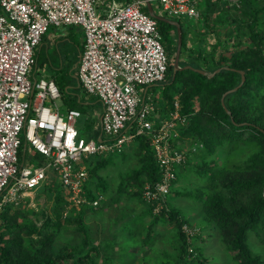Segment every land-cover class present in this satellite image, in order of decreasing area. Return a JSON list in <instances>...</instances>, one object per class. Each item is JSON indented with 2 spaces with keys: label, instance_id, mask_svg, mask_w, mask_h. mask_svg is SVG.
Instances as JSON below:
<instances>
[{
  "label": "built area",
  "instance_id": "2783aa9c",
  "mask_svg": "<svg viewBox=\"0 0 264 264\" xmlns=\"http://www.w3.org/2000/svg\"><path fill=\"white\" fill-rule=\"evenodd\" d=\"M147 1L174 18L201 19L214 11L205 0H0V210L19 204L52 174L65 194L98 205L99 197L87 199L86 160L120 152L142 135L149 137L161 174L149 196L164 200L172 190L187 161L177 146L185 118L178 104L165 118L147 93L166 80L170 65L157 19L143 10ZM76 25L85 34L78 80L103 108L96 138H86L83 124L78 127L81 111L62 114L47 104L63 96L54 79L33 80L43 36L53 26ZM34 152L43 157L37 165Z\"/></svg>",
  "mask_w": 264,
  "mask_h": 264
},
{
  "label": "rangeland",
  "instance_id": "374dc122",
  "mask_svg": "<svg viewBox=\"0 0 264 264\" xmlns=\"http://www.w3.org/2000/svg\"><path fill=\"white\" fill-rule=\"evenodd\" d=\"M153 4L159 14L156 3ZM212 5L214 11L209 9L205 18L196 19L188 16L176 18L185 33H191L190 38L194 42L192 44L190 38L187 40L188 47L183 55L181 48V65L189 52L197 53L195 51L204 49L203 52L210 54L217 42L223 44L220 47L221 51L217 50V53L226 60H232L235 53L242 48L246 49V43L250 41L249 37L237 34L240 33V27L233 18L234 15L243 16L242 8L238 11L241 4L233 6L224 0H216ZM260 6L263 8L264 3ZM168 19L174 17L168 16ZM260 21L264 24V8ZM207 26L210 28L207 29ZM211 28L214 30L212 31ZM163 34V44L170 51L175 46V40L171 33L165 31ZM192 48L195 50H191ZM175 57L176 53L173 52L170 59L173 67ZM50 58L53 63L48 60L45 50L42 54L39 53V67L35 71V78H48L52 73L57 74L60 79L63 74L68 78L73 76L71 72L76 71L74 67L76 58L73 53L67 55L64 67H61L57 49L51 50ZM45 62L48 68L47 64L44 65ZM223 63L227 64L224 61ZM45 68L47 72L49 70V75L43 74L42 70ZM72 89L73 87L66 90V94H70ZM148 89L154 94H161L163 91L160 85H153ZM78 91L79 89H76L73 93H79L85 100V93ZM47 104H51L55 110L58 106L62 114L66 113L62 98L54 104ZM194 105L199 109L198 98ZM85 116L88 119L83 116L78 124V127L83 124L81 126L83 132L100 126V116L96 121L89 114ZM183 125L180 123L178 126ZM178 142V149L187 152V161L178 168L175 184L165 195L164 200L149 196L152 185L147 181L144 173L138 172L143 162L138 142L133 141L124 147L123 152L100 155L93 160L91 166L98 160L111 158L98 171L96 177L90 175L85 186L87 199L99 197L98 205L77 202L78 198H84L83 195L73 197L71 194H65L59 177L52 174L44 185L27 194L19 204L8 205L11 207H9L10 215L8 214L7 217L12 219L11 223L13 224L16 217L17 224L23 226L19 232L12 230L8 236L17 238L19 243L22 242V245L27 246L29 236L25 225L32 223L42 229L44 234L52 235L50 246L56 254L66 251L79 253L81 249L87 250L95 246L97 253H94L90 264H179L176 261L179 258L181 242L175 222L169 220L167 216L160 217L153 226L152 242H145L155 215L160 216L164 207H167L179 211L181 218L186 221L183 230L189 242V252L193 254L192 259H195V263L191 261L188 264H197L200 260L204 264H236L233 252L225 244L220 228L215 222L207 219L204 211L203 201L212 192V188L209 185L208 175L198 170L199 166L203 165V161L199 158L205 154L201 150L203 145L188 138L182 139L181 132ZM247 145L238 144L235 147L233 152L236 161L244 160L255 149ZM228 151L227 145L220 147L218 160L227 159L230 153ZM41 157L36 158L33 163L39 164ZM151 209L153 215L149 213ZM3 212H0V225L3 223ZM58 212H61L60 217ZM57 221L60 226L55 224ZM85 236L88 237L87 246H84ZM32 237L37 239L36 234ZM248 243L254 252L264 257V243L255 233H250ZM58 264H72V261L61 260Z\"/></svg>",
  "mask_w": 264,
  "mask_h": 264
},
{
  "label": "trees",
  "instance_id": "16d2710c",
  "mask_svg": "<svg viewBox=\"0 0 264 264\" xmlns=\"http://www.w3.org/2000/svg\"><path fill=\"white\" fill-rule=\"evenodd\" d=\"M206 1L211 8L212 0ZM262 3L264 0H241L238 11L242 8L243 16H233L240 27V33L237 34L249 37L250 41L246 43V49L242 48L235 53L232 60H226L218 55L217 52L221 51L220 47L223 46L219 42L214 45L210 54L203 52L204 49L195 51L197 53L189 52L183 65L180 66L191 67L178 71L174 76V67L170 63L166 80L159 84L163 91L154 99L165 118L170 117L178 104L179 113L185 118V124L179 127L182 139L188 138L203 145L201 150L205 154L199 157L203 165L199 166L198 170L208 175L209 185L212 188V192L203 201L204 211L207 219L215 222L220 228L223 240L233 252L236 264H264L263 255L254 252L248 243L251 232L264 243V24L260 21L264 8L260 6ZM143 10L148 13L146 7H143ZM157 10L159 15L168 19L160 9ZM157 22L162 40L165 31L171 33L175 40L174 48L170 51L166 49L171 59L178 47L177 28L166 21L157 20ZM209 28L207 26V29ZM182 35L183 55L188 46L186 33L183 30ZM223 61L227 64L225 65ZM197 69L208 74L218 69L221 71L209 77L208 74H202ZM242 71L244 74L241 73ZM243 77L245 80L241 85ZM237 87V90L224 98L223 104L224 94ZM60 89L63 91V96L67 97L64 88ZM196 98L199 109L194 105ZM81 112L84 116L85 112ZM85 133L88 139L96 138L100 134V127L82 131L83 135ZM136 141L143 162L138 172L144 173L147 181L155 186L160 181L161 174L149 137L142 135ZM238 144H248L247 146H253L255 149L244 160L236 161L233 150ZM225 145L229 147L228 158L218 160L219 148ZM98 156L100 155L91 156L86 160L89 174L95 177L111 160V158L101 159L91 166ZM60 205L62 206L61 203ZM9 207L11 206L1 210L4 212L3 223L0 225V264H58L61 260H71L72 264H90L94 253H97L94 246L87 250L81 249L79 253L66 251L56 254L50 246L52 235L44 234L42 229L32 223L25 225L29 240L27 246L22 245L17 238L8 236L12 230L19 232L23 227L17 224L16 217L13 224L11 223L12 219L7 217L8 214L10 215ZM149 213L153 215L152 209ZM60 214L61 212H58V217ZM162 216L174 221L178 230L181 245L176 262L195 263V259H192L193 254L189 252L187 235L183 230L186 221L175 209L164 207L160 216L155 215L145 242H152V228ZM55 224L61 225L58 221ZM33 234L37 235V239L32 237ZM84 243V246H87V236L84 237ZM197 264L204 263L200 260Z\"/></svg>",
  "mask_w": 264,
  "mask_h": 264
},
{
  "label": "crops",
  "instance_id": "0c3cea01",
  "mask_svg": "<svg viewBox=\"0 0 264 264\" xmlns=\"http://www.w3.org/2000/svg\"><path fill=\"white\" fill-rule=\"evenodd\" d=\"M105 1H106V4L110 2V0H108L109 2L107 0H105ZM118 1L126 2L125 0H118ZM153 7L155 10L154 5H153ZM203 18H205V17H203ZM171 20L176 21L178 23L180 22L176 18L171 19ZM170 24H172V23H170ZM172 25H174V24H172ZM180 27H181V30H183L181 25H180ZM177 33H178V30H177ZM178 37H179V34H178ZM190 37H191V33H189V32L186 33V44H187V40ZM190 40L192 41V44H193L194 43L193 40L191 38H190ZM190 40H189V42H190ZM182 43H183V35H182ZM56 49L58 50V52L60 54V59H61V63H62L61 67H64V61H67V55H69L70 52L73 53L74 57L76 58V63L74 65V67L76 68V71L71 72L73 75V76H71V78H68L65 76V74H63L62 79H60L57 74L55 75L52 73L51 75H49L48 74L49 70L47 72L46 68H45V70H42L43 74H47V75H49L48 78L54 79L60 88H64V91L70 90L71 87H73V89L71 90V93L68 94L67 97L62 96L63 106L65 107L66 111L70 110V108L71 109H77L79 111H84L86 115L89 114L90 116H92L94 121H96L98 116H100V119H101V114H102V109H103L102 104L100 103L98 98H96L93 95L88 94L83 89V87L80 85L79 80H78L79 62H80L81 55L85 49V34H84L83 28L81 26H78V25H76V26H59V27L53 26V27H51L49 29V31L43 36V39H42L40 45L38 46V48L36 50L37 64L35 66V70L38 69V67H39V53L42 54L45 50V53L48 57V60L51 63H53L52 59L50 58V52H51V50L55 51ZM45 64H47V63L45 62L44 65ZM46 67L48 68V64ZM35 77H36V75L34 74V76H33L34 81L39 80L41 78H44V77H41L38 79ZM76 89H79V91L81 90L85 93V100H84V98H82V96L79 95V93H73V91H76ZM147 93L153 97V100L156 98V96H160V94L150 93L149 89H148ZM62 95H63V93H62ZM59 111H60V109H59ZM85 114H84V117L87 120L88 117L85 116ZM34 156H35V158H38L40 155L34 152ZM41 161H43L42 157H41V160L39 162H41Z\"/></svg>",
  "mask_w": 264,
  "mask_h": 264
},
{
  "label": "water",
  "instance_id": "95a60500",
  "mask_svg": "<svg viewBox=\"0 0 264 264\" xmlns=\"http://www.w3.org/2000/svg\"><path fill=\"white\" fill-rule=\"evenodd\" d=\"M146 7H147V10H148V13H149L152 17L156 18L157 20H162V21H166V22L172 23V24H174V25L177 27L179 37H178V47H177V52H176V57H175V63H174V71H173L174 76L176 75V73H177L178 71H180V70H182V69H184V68H190V66H186V67H182V66H180V52H181V48H182V30H181L180 24H179L178 22H176V21L169 20V19H167V18H165V17H163V16L157 14V13L155 12V10H154V7H153L152 3H151L150 1H147V5H146ZM197 71L200 72V73H202V74H205V75L208 74L206 71H203V70H200V69H197ZM220 71H221V69H218V70H216L215 72L210 73V74H208V75H209V77H213V76H215V75H216L218 72H220ZM241 73L244 74L243 71H242ZM244 80H245V77H243L242 82H241V85L243 84ZM237 89H238V87L235 88V89H233V90L227 91V92L224 94V96H223V100H222V101H223V104H224V98H225L228 94H230L231 92H233V91H235V90H237ZM229 113H230V112H229Z\"/></svg>",
  "mask_w": 264,
  "mask_h": 264
}]
</instances>
